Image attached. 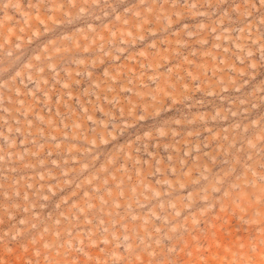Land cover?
I'll use <instances>...</instances> for the list:
<instances>
[{"label": "rangeland", "instance_id": "374dc122", "mask_svg": "<svg viewBox=\"0 0 264 264\" xmlns=\"http://www.w3.org/2000/svg\"><path fill=\"white\" fill-rule=\"evenodd\" d=\"M0 264H264V0H0Z\"/></svg>", "mask_w": 264, "mask_h": 264}]
</instances>
